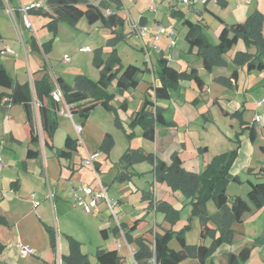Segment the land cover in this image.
<instances>
[{"label":"crops","instance_id":"0c3cea01","mask_svg":"<svg viewBox=\"0 0 264 264\" xmlns=\"http://www.w3.org/2000/svg\"><path fill=\"white\" fill-rule=\"evenodd\" d=\"M2 1L0 66L15 82L29 83L33 89L39 141L31 140V123L24 104L5 106L0 99V155L4 163L0 169V264H102L97 256L99 249L118 250L121 264L132 263V252L138 254L135 258L139 264H152L156 235L187 224L190 226L185 239L189 245L214 247L204 264H230V256L245 246L253 248L250 258L241 264H264V204L246 213L243 221L231 223V242L216 243L220 229L215 219L229 220L233 198L246 197L250 182L264 181V102L258 104L264 97V68L249 69L245 64L263 50L264 0H209L197 6H171L163 0H120L119 10L125 17L121 27H110L102 21L90 23L83 16L75 23L60 20L55 30L49 25L51 17L39 11L31 14L33 29L22 23L23 4L46 0ZM87 3L100 5L106 14L115 10L113 0H83L81 6ZM185 18L200 23L212 44L219 42L225 26L253 20L252 40L240 36L229 50L217 56L220 63L209 70L199 47L191 46L186 38ZM159 25L174 26V34L163 33L155 40L154 31ZM142 27L147 29L144 34ZM82 46L90 49L80 51ZM113 49L123 66L126 52L139 61L132 62L144 69L138 85L121 90L114 79L108 87L112 93L110 107L98 104L86 118L75 114L81 133L70 123L64 126L66 117H72L58 112L57 126L52 135L48 134L40 120L34 82L47 74L53 90L58 77L74 88L85 89L81 75L98 80ZM65 56L71 60L66 62ZM163 58L178 70L196 69L204 85L199 87L193 77L185 76L169 89V98H159L155 89L163 85L159 72ZM11 92V88L0 85V95ZM147 99L152 104L146 112L155 118L159 110L167 121L155 120L154 139L144 135L145 127L137 119ZM256 116L262 123L256 121ZM220 120H225L227 127L221 126ZM60 131L62 147L55 144ZM217 137L225 148L213 150ZM30 150L37 153L31 154ZM96 151L100 157L95 164H83V159ZM150 153L167 165L178 155L181 167L195 175L202 174L216 159L236 153L229 173L215 185V191L225 188L229 204L219 209L211 198L207 215L193 214V197L187 194L193 184L185 183L184 188L182 179L170 173L158 180L153 163L136 160L138 155ZM100 181L108 196L118 201L116 214L104 200L87 213L74 198L79 187L98 188ZM172 210H179L177 219L170 218ZM138 219V226L132 228ZM54 223L56 226H52ZM205 224L213 230L203 236ZM121 225L132 228L131 242ZM19 244L32 246L36 253L22 255ZM170 244L181 248L176 238ZM182 264H198V259L190 257Z\"/></svg>","mask_w":264,"mask_h":264},{"label":"trees","instance_id":"16d2710c","mask_svg":"<svg viewBox=\"0 0 264 264\" xmlns=\"http://www.w3.org/2000/svg\"><path fill=\"white\" fill-rule=\"evenodd\" d=\"M115 10H111V13L106 14L100 5L93 3H87L85 7L81 6L83 0H46V3L49 5V10H44L42 8L30 9V14L34 11H39V14L44 16H50L52 29L55 30L57 22L60 20H66L71 23H75L81 17L85 16L90 23H95L97 21H102L104 24L109 25L110 27H121L125 22V17L120 12L121 2L120 0H113ZM2 0H0V6ZM120 9V10H119ZM260 18H258V21ZM253 20H249L246 23H239L232 25L230 27L225 26L220 34V40L217 44H212L207 40L206 35L202 31L200 23L190 19L185 18L184 23L188 26V32L186 35L187 40L191 46H198L199 53L204 57L205 67L209 70L213 68L214 65L219 64L218 57L220 54L225 53L229 50L238 40V38L244 35L249 41H251L250 32L253 28ZM256 25V24H255ZM51 28V27H49ZM232 31V34H231ZM2 34L0 32V38ZM32 42H35L33 38ZM51 42V41H50ZM248 42V41H247ZM249 43V42H248ZM263 50L254 56L247 55L250 57L245 64L249 69L252 68H264V42L262 43ZM115 49L112 50L111 58L105 64L102 71L101 77L98 80H93L88 76L81 75V78L86 82L85 89H78L71 86L67 83L62 77L56 79L57 83L60 85L63 90L65 100L70 105V109L73 114H77L80 117L86 118L91 110H93L98 104H102L106 107H110L111 104L109 99L112 97V93L108 91V87L111 82L116 79L117 87L119 89L134 88L138 85L140 81L139 74L143 72L140 66L135 64H128L123 66L120 62V57L117 55ZM160 76L163 81V85L156 87V94L159 98H169L170 97V88L178 84L181 78L185 76L193 77L198 83L199 87L204 85L203 79L198 75L196 69H191L189 71L178 70L173 66L169 65L167 59L160 60ZM237 73V70L234 71V74ZM0 85L6 86L12 89V92L8 95H0V99L3 101L5 106L12 105L14 103L24 104L31 123L30 136L32 141H39V136L35 131V122H34V94L33 89L29 83L19 84L14 81V79L9 75L7 70L0 66ZM53 83L50 80V77L45 74L40 80L34 82V90L36 92L37 98L40 100L39 106V116L44 130L52 135L58 120V112L60 110V105L54 101L52 97ZM7 98V100H5ZM44 99H46L44 101ZM149 104H152V101L146 100L145 107L138 112L137 119H140L142 124L145 127L144 135L147 138L154 139L155 129L154 122L162 121L167 123L163 115L159 110L157 115L154 118L152 113H147L146 108ZM252 138L255 137L254 129H252ZM65 150H61L60 153H64ZM31 154H36L34 150H30ZM137 154L139 151L136 152ZM236 153H230L229 155H224L216 159L211 163L202 174L195 175L186 172L181 167V159L178 155L173 156V162L171 165L165 164L163 161L157 159L154 154H140L137 156V161L147 160L155 165V173L158 180L164 179V176L167 174H173L179 176L185 188V183L193 184L189 186V191L187 194L193 197L192 200V213L199 215H207V201L211 198L214 199L219 209L224 208L229 204V196L226 193L225 188L215 191L216 183L225 178L229 173V167L232 164ZM224 163V165H222ZM224 166V168H223ZM264 172V169H261ZM251 189L248 192L246 197L235 196L229 206V217L227 221H222V218L215 217L218 227L220 229V235L217 237L216 243L221 244L223 242H231L233 235V230L231 223L241 222L246 213L260 208L264 204V181L263 182H250ZM197 188L199 190L197 191ZM179 210H172V217L178 218ZM141 219H138L132 228H136ZM125 230L127 239L131 242L129 231L131 229L125 228L124 225H121ZM189 224L185 225L181 229H168L162 234H157L155 237L154 249L151 252L152 260H156V264H182V262L187 258H197L198 264H204L213 251L214 247H208L204 244L197 246H191L186 242L185 231L189 228ZM213 229L210 228L207 224L203 226L202 235L206 236ZM52 232V231H51ZM176 238L181 244L180 249H175L171 246V240ZM255 243L258 242L259 238L256 239ZM53 242H55L53 240ZM254 243V244H255ZM252 247L245 246L238 254H232L230 256V264H241L246 262L250 256ZM98 259L102 264H121V256L118 253V250H98ZM135 257L138 259V254L135 253Z\"/></svg>","mask_w":264,"mask_h":264},{"label":"built area","instance_id":"2783aa9c","mask_svg":"<svg viewBox=\"0 0 264 264\" xmlns=\"http://www.w3.org/2000/svg\"><path fill=\"white\" fill-rule=\"evenodd\" d=\"M156 1V0H154ZM164 2L168 3L171 6H179L182 4L185 5H189V6H197V5H204L206 4L209 0H163ZM35 8V9H39L42 8L44 10H49V5L45 2H32L31 4H23L22 7L20 8L21 12H22V23L23 25L27 28V29H33V22L31 20V14H30V9ZM8 11L9 13H11L13 15V10L8 7ZM111 13V10H108L109 14ZM17 26L19 27V23L17 20H15ZM146 27H142V33L144 34L146 31ZM174 26H171L169 28H166L163 25H159L157 27V29L154 31V38L155 40H158L161 35L163 33H169L170 35L174 34ZM171 43H175V39L172 38ZM157 48V46H156ZM90 47L89 46H82L79 47L80 51H87L89 50ZM8 50L13 51V49L8 48ZM64 60L70 61L71 57L70 56H65ZM52 97L54 99V101H56L59 105H60V110L59 112L65 113L70 117H73V112L70 109V105L66 102L65 100V96L63 93V90L61 89L60 85L57 83L55 89L52 92ZM5 100H7V98H5ZM264 102V97H262L260 100H258V104H262ZM63 105L65 108H63ZM256 121L262 123L261 118L259 116H256ZM76 129L79 131V133H81L82 131V126L78 123L75 124ZM100 157V153L98 151L96 152H92L89 153L88 156L83 159V164L85 165H94L96 160L99 159ZM3 159L2 156L0 155V169L3 167ZM74 198L76 200V202L83 208L84 211H86L87 213H91L94 208L98 205V203L101 200H104L107 202L108 207L111 209V211L113 212V214H116L115 212V206L118 204V201L114 198H111L108 196L107 194V189L105 187V184L100 181L98 188H84V187H79V190L74 192ZM19 248V252L22 255H29V254H34L36 253L35 249L32 246L29 245H23V244H19L18 245ZM133 255V261L130 264H139L138 260L135 258V253L132 252ZM152 264H156V260L153 259L152 260Z\"/></svg>","mask_w":264,"mask_h":264},{"label":"rangeland","instance_id":"374dc122","mask_svg":"<svg viewBox=\"0 0 264 264\" xmlns=\"http://www.w3.org/2000/svg\"><path fill=\"white\" fill-rule=\"evenodd\" d=\"M26 4H31V2H30V3H26ZM123 58H124V64H125V65H128V64H130V63H132V62H137V63L139 62V61H136V60L133 59V58H130V57H129V53H127V52H126V53H123ZM129 62H130V63H129ZM133 64H134V63H133ZM50 72H52V71H50ZM64 118H65V117H64ZM69 123H70L71 127L74 128L75 123H79L77 116H76V115H73L72 118H68V117H66V121L63 123V125L67 127V126H69ZM219 123L221 124V126L227 127V126H225L226 123H227L225 120H220ZM212 136H216V135H212ZM62 138H63L62 131H60V132L57 133V136H56V139H55V144H57L58 146L62 147V146H61V145H62ZM212 144H213V145H212L213 150H214V149H216V150H221L222 148H225V145H226V144H224V145L222 144V145H221V142L218 140V137H217V139H216ZM63 147H64V143H63ZM115 168H116V167H115ZM89 169H90V173H91V174H94L95 177H96L97 175H96V173H95L94 168H93L92 166H89ZM100 177H101V176H100ZM101 179L103 180L102 177H101ZM54 186H55V184H54V182H53V184H52V192H53V188H54ZM45 193H46V196L49 195V188H48V187L45 188ZM43 197H45V196H43ZM53 201H55V197H54V200H53ZM45 202H46V201H45ZM47 202H50V200L47 199ZM82 219H83V220H86L87 218L82 217ZM52 226H56L55 223L52 224Z\"/></svg>","mask_w":264,"mask_h":264}]
</instances>
